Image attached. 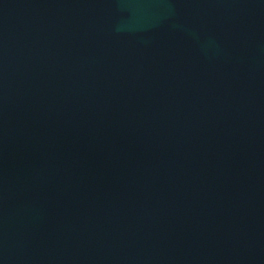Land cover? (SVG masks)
<instances>
[{"label": "water", "instance_id": "obj_1", "mask_svg": "<svg viewBox=\"0 0 264 264\" xmlns=\"http://www.w3.org/2000/svg\"><path fill=\"white\" fill-rule=\"evenodd\" d=\"M0 264H264V0H0Z\"/></svg>", "mask_w": 264, "mask_h": 264}]
</instances>
